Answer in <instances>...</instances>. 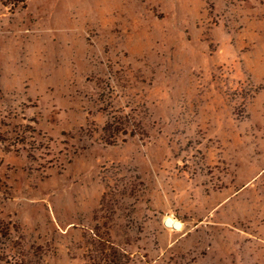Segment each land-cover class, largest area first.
I'll return each mask as SVG.
<instances>
[{"label": "rangeland", "instance_id": "rangeland-1", "mask_svg": "<svg viewBox=\"0 0 264 264\" xmlns=\"http://www.w3.org/2000/svg\"><path fill=\"white\" fill-rule=\"evenodd\" d=\"M0 264H264V0H0Z\"/></svg>", "mask_w": 264, "mask_h": 264}]
</instances>
